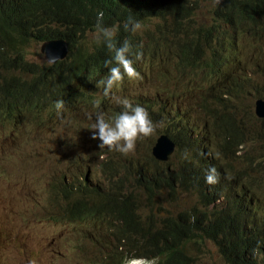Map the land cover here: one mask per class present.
<instances>
[{"label": "clouds", "instance_id": "9594fccd", "mask_svg": "<svg viewBox=\"0 0 264 264\" xmlns=\"http://www.w3.org/2000/svg\"><path fill=\"white\" fill-rule=\"evenodd\" d=\"M83 1L36 0L40 11L46 12L48 16L40 26L49 32L67 30L75 9ZM89 1L93 12H96L95 30L84 33L79 31L70 38L61 34L45 40H32L24 49L25 64L20 65L18 72L23 80H31L34 76L28 69L30 64L46 68L63 62L65 69L60 68L43 76L31 88L23 90L21 95L6 93V101L2 105L0 102V154L20 148L27 136L54 131L68 124V120L81 111H91L94 121L85 124V127L91 138L90 150L97 152V167L105 185L91 181L88 176L89 166L79 175L71 176L69 171L63 174H66L65 182L83 181L87 177L91 184L89 187L94 190L99 188L102 192L108 189L111 174L116 173V178L125 175L129 165H132L131 162L137 159L144 161L149 151L156 161L171 162L174 165L179 150L198 147L204 152L206 136L211 140L217 133L218 129L213 126L209 117V110H220V106L211 104L204 108L201 105L202 100L199 99V96L207 94L213 82L204 79L202 71H193L187 66V62L190 39L202 25L210 26L213 23L215 10L225 0H198V6L192 15L197 23L185 18L181 25L175 22V11L185 13V7L187 4L192 5L193 0H141L137 20L128 16L122 23L116 22L113 26L105 25L104 12L92 0ZM203 11L206 14L201 15ZM232 20L233 23L222 22L221 32L224 33L227 49L223 57L242 69L245 68L247 55L237 48L238 40L243 32L258 34L259 37L264 35V21L254 27L248 21L241 22L237 14L233 15ZM26 22L27 19H19L18 23L21 25ZM120 24L124 34L120 41L115 42ZM177 28L181 30L178 31ZM34 34L37 36L38 33L35 31ZM89 34L94 35L92 40H89ZM46 41L61 43L60 52L56 50V57H48L47 52L42 49ZM37 46L39 51L35 54H42L45 59L37 60L32 57V50ZM104 46L111 52V58L103 62ZM97 64L102 65V74L89 76L84 71L78 72ZM99 75H103V78H98ZM134 84L139 87L124 97H119V93ZM192 98L197 99V106L190 105ZM258 99L264 100V95L255 98L253 112L258 119H264L258 117L255 111ZM64 103H70L72 107L67 108ZM112 104H116L115 109H107L105 114L101 112V108H108ZM152 115L162 118L163 125L155 124L151 120ZM171 133L178 136L179 146ZM162 137H166L174 145V150L166 161L157 159L153 154V149ZM116 154L126 156L127 159L114 166L107 165V160ZM242 154V150L238 152V155ZM62 176L46 185L44 191L34 185L33 189L42 196L34 201L31 214L21 213L17 218L5 217L0 199V264H15L12 260L14 256L21 257L32 253V238L35 235H44L53 225H61L63 229L74 232L82 243L102 248V257L96 263L81 251L79 256L91 260L90 264H159V258L127 253L114 260L112 255L118 243L115 220L97 213V205L92 207L88 204L84 208L85 215L67 208L68 201L62 193L64 188L52 186ZM216 179V168L211 166L205 174V185L214 187ZM177 188L178 192L182 191V188ZM143 192L145 193L144 189ZM169 197L164 193L152 199L154 207L159 198H166L167 201L165 206L158 208L157 214L153 209L156 216L167 219L179 215L186 208V212H189L196 204L191 192L174 196L183 197L186 206L181 211L173 212L167 208L171 205L168 202ZM143 204L151 212L145 199ZM98 220L105 221V229L110 233L104 239L100 237L96 227ZM155 226L159 228L162 224L155 222ZM163 238L162 233L160 239ZM188 245L186 243L187 256ZM159 246L162 247L160 243ZM206 250L212 254L217 252L216 246L206 240L202 247L199 246L194 251L193 259L196 264H206L208 259H204L203 254Z\"/></svg>", "mask_w": 264, "mask_h": 264}, {"label": "trees", "instance_id": "16d2710c", "mask_svg": "<svg viewBox=\"0 0 264 264\" xmlns=\"http://www.w3.org/2000/svg\"><path fill=\"white\" fill-rule=\"evenodd\" d=\"M92 1L104 12L107 26L122 23L128 16L139 18L141 0ZM197 2L193 0L192 5L187 4L185 13L175 11L178 25L185 18L197 23L192 16ZM214 13L213 23L202 25L190 39L187 62L193 71H202L204 79L213 82L207 94L199 96L202 107L220 106V110H209V117L218 131L211 140L206 136L204 152L198 147L181 149L172 165L156 161L149 151L144 161L133 160L125 175L116 178V173L111 174L108 189L102 192L99 188H90L87 177L83 181L65 182L66 174H63L52 183V186L64 188L62 193L68 201L67 208L85 215L84 208L88 204L97 205V213L115 220L118 243L112 255L114 260L127 253L159 258V264H196L194 251L210 240L222 264H264V119L255 116L252 106L261 93L254 70L241 69L223 57L227 49L221 32L222 22L233 23L234 14L240 16L241 22L248 21L258 27L264 21V0H225ZM47 17L36 0H0L1 105L6 101V93L21 95L43 76L65 69L63 62L46 68L30 64L28 69L34 76L31 80H23L18 72L20 65L25 64L24 49L29 42L61 34L70 38L79 31L95 30L96 12L89 0L75 9L65 31L49 32L40 26ZM19 19L28 22L20 25ZM35 31L37 36H34ZM123 34L120 24L115 42L120 41ZM110 58L111 52L104 46L103 62ZM103 70L106 74L105 67ZM83 71L97 76L102 65L78 72ZM151 120L155 124L164 123L155 115ZM171 136L179 146L178 136L172 133ZM241 150L243 154L238 155ZM125 159L126 156L116 154L107 160V165L114 166ZM211 166H215L217 174L212 188L205 185V174ZM177 187L182 191L178 192ZM190 192L196 204L189 212L186 208L167 219L153 213L152 199L159 194L174 197ZM143 199L149 203L151 212L148 215L143 213ZM155 222L162 227L157 228ZM162 233L164 238L160 239ZM186 243H189L188 256Z\"/></svg>", "mask_w": 264, "mask_h": 264}, {"label": "rangeland", "instance_id": "374dc122", "mask_svg": "<svg viewBox=\"0 0 264 264\" xmlns=\"http://www.w3.org/2000/svg\"><path fill=\"white\" fill-rule=\"evenodd\" d=\"M206 14V11L200 13ZM93 34H89L92 40ZM237 48L246 53L245 69L254 70L255 77L259 83V91L264 95V35L243 32L238 40ZM39 46L33 48L32 57L37 60L45 59L44 56L35 54ZM147 54L144 56L146 60ZM137 84L129 86L119 97H124L128 92L138 88ZM197 99H191V106H197ZM253 104V103H252ZM116 104L108 108H101L104 114L106 110L115 109ZM91 111H81L76 117L69 119L68 124L54 131L44 134L27 136L21 147L9 152L0 154V199L3 204V216L17 218L19 214H31V207L34 201L42 196L34 190V185L44 191L46 185L69 171L71 176L84 173L89 166V178L94 183L105 185L98 170L97 152L91 151V138L85 124L94 121ZM75 145V146H74ZM69 174V175H70ZM104 182V183H103ZM166 198H159L155 203L154 213L158 208L166 205ZM171 204L167 208L170 211L178 212L186 206L185 199L169 197ZM144 203H146L144 201ZM144 205V204H143ZM144 214L149 210L143 207ZM162 219V216H160ZM105 221L98 220L96 227L102 239L110 235L105 229ZM44 235H35L30 245L32 253L23 256H14L15 264H90L91 260L81 258V251L97 262L102 257V248L92 247L89 243L80 242V238L74 232L63 229L61 225H53ZM82 243V248L80 244ZM81 249V250H80ZM104 249V248H103ZM206 264H222L217 252L204 251Z\"/></svg>", "mask_w": 264, "mask_h": 264}, {"label": "water", "instance_id": "95a60500", "mask_svg": "<svg viewBox=\"0 0 264 264\" xmlns=\"http://www.w3.org/2000/svg\"><path fill=\"white\" fill-rule=\"evenodd\" d=\"M61 43L59 41H46L42 49L48 54V57H56L57 51L60 52ZM57 50V51H56ZM255 111L258 117L264 118V100L258 99L255 103ZM174 145L169 142L166 137L159 139L157 146L153 149V154L157 159L167 160L169 155L172 154Z\"/></svg>", "mask_w": 264, "mask_h": 264}, {"label": "bare ground", "instance_id": "6f19581e", "mask_svg": "<svg viewBox=\"0 0 264 264\" xmlns=\"http://www.w3.org/2000/svg\"><path fill=\"white\" fill-rule=\"evenodd\" d=\"M98 73L102 74L103 72H98ZM96 74H97V73H96ZM96 74H95V75H96ZM100 77L103 78V75H99L98 78H100ZM48 103H49V102H48ZM48 103H47V104H48ZM64 104L67 105V108H71V107H72V106H70V103H64ZM64 225H65V224H64Z\"/></svg>", "mask_w": 264, "mask_h": 264}]
</instances>
